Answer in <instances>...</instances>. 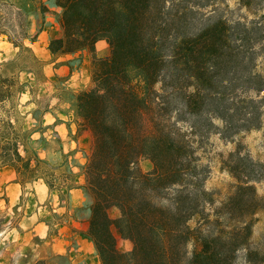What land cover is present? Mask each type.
I'll return each instance as SVG.
<instances>
[{
    "label": "trees",
    "instance_id": "trees-1",
    "mask_svg": "<svg viewBox=\"0 0 264 264\" xmlns=\"http://www.w3.org/2000/svg\"><path fill=\"white\" fill-rule=\"evenodd\" d=\"M51 2L59 34L52 31L48 52L91 54L89 87L65 93L77 132L90 140L81 211L99 263L264 264L251 247L254 215L264 208L254 187L261 165L232 153L234 191L213 208L196 152L210 134L229 139L261 127L264 76L255 69L264 54V20L230 21L215 0ZM37 5L43 21L48 8ZM0 33L21 47L10 32ZM100 41L107 44L103 56L96 53ZM15 81L0 76V104L11 99ZM0 122L10 131L0 134L1 165L54 189L53 168L39 157L32 134ZM118 239L131 250L120 251Z\"/></svg>",
    "mask_w": 264,
    "mask_h": 264
},
{
    "label": "rangeland",
    "instance_id": "rangeland-1",
    "mask_svg": "<svg viewBox=\"0 0 264 264\" xmlns=\"http://www.w3.org/2000/svg\"><path fill=\"white\" fill-rule=\"evenodd\" d=\"M39 1L0 0V29L10 32L15 41L21 44L20 48L15 47L8 36L0 33V36L5 37L0 40V76L16 77L17 87H20V90L16 86L11 88V99L0 104V121H10L15 131L21 135L43 132L40 123V125L32 126L30 122L34 112L50 110L56 114H66L73 111L68 103L69 94L65 92H77L90 85L89 82L85 88L80 90L78 88L74 90L66 84L64 85L63 82L66 78L54 73V69L61 64L54 63V60L51 62L48 55L40 50V48H45V45L33 44L44 28L53 27L55 29L56 26L53 23L57 25L56 17L52 15L51 0H44L45 6L48 8L45 16L46 21L41 19L37 5ZM215 2L219 12L230 21L241 20L249 23L260 19L264 20V0H215ZM24 32L27 33L28 38L25 37ZM58 32L57 30V34H59ZM4 41L5 44H2ZM45 43L48 47L49 42ZM106 51L105 41L96 44L98 56H103ZM87 54L91 60V54L89 52ZM52 63L54 64L51 65ZM255 70L264 76V54L256 58ZM261 96H264V91L260 94ZM75 121L78 124L76 118ZM77 126L74 136L80 140L81 150L86 151L82 160L85 163L90 140L86 132H77ZM9 132L4 123L0 122V134H9ZM53 142L56 145L58 143L57 140ZM39 144L44 145L45 143ZM196 147L199 163L207 171L205 188L214 193L213 208L221 207L234 191L235 181L227 171V163L230 160V155L236 152L261 165L256 170L260 171L262 178L254 183V187L257 198L264 205V106L262 107V123L259 129L241 132L229 139H224L219 134H210L200 140ZM19 152L24 156L21 147ZM31 166L33 167L34 163ZM4 167L11 166H2L0 163V169ZM141 167L149 169L147 163H143ZM41 168L47 169V166L43 164ZM82 169L83 166L80 174ZM16 174L18 173L16 172ZM6 176L8 175H1L0 180H4ZM18 179L24 182L30 180L28 175L20 173ZM7 186L4 182L0 183V264H33L40 259H46L50 264H69L66 257L50 255L49 246H46L44 241L36 238L30 239L26 235L28 230H26L27 223L24 222V218L29 213L26 199L12 200L7 197ZM208 210L211 209L208 208ZM110 215L114 218L117 216V212L110 211ZM254 219L251 247L264 255V208L254 215ZM196 222L193 221L191 225L195 226ZM117 246L123 252L132 248V244L123 239H118ZM243 254L242 252L239 254V261H242Z\"/></svg>",
    "mask_w": 264,
    "mask_h": 264
},
{
    "label": "crops",
    "instance_id": "crops-1",
    "mask_svg": "<svg viewBox=\"0 0 264 264\" xmlns=\"http://www.w3.org/2000/svg\"><path fill=\"white\" fill-rule=\"evenodd\" d=\"M41 1L45 4L44 0ZM51 10L52 15L58 13V9L53 5ZM53 24L56 28H44L33 44L45 45L46 47L40 50L48 55L51 62L54 60V63L61 64L54 69V73L66 78L64 85L74 90L85 88L90 82V57L86 51L53 57L45 43L50 41L52 31L58 30L56 23ZM3 37L0 36V40H3ZM2 44H5V41ZM30 122L32 126L40 123L43 127V132L33 133L31 139L39 157L55 168L52 172L57 185L52 189L43 179L20 181L12 167L0 169L1 175H8L4 180H0V183L8 185L6 195L10 199H26L29 213L24 222L27 223L26 235L30 239L44 241V244L49 246L50 255L66 257L69 264H100L92 242L85 237L88 213L81 211L86 199L81 188L83 176L80 171L85 164L82 160L86 151L81 150V142L74 136L77 125L75 115L73 111L66 114H56L50 110L34 112ZM55 140L58 141L57 145L53 142ZM43 142L44 145L39 144Z\"/></svg>",
    "mask_w": 264,
    "mask_h": 264
}]
</instances>
